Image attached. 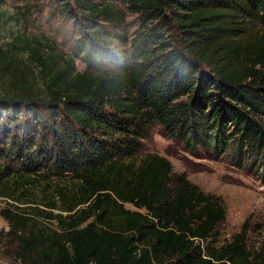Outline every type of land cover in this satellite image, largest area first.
Instances as JSON below:
<instances>
[{
    "label": "trees",
    "instance_id": "16d2710c",
    "mask_svg": "<svg viewBox=\"0 0 264 264\" xmlns=\"http://www.w3.org/2000/svg\"><path fill=\"white\" fill-rule=\"evenodd\" d=\"M61 9L72 55L38 39L0 43V195L15 206L0 208V235L16 243L18 264H264L249 218L219 244L221 197L141 153L158 124L190 151L230 149L235 163L264 165V0Z\"/></svg>",
    "mask_w": 264,
    "mask_h": 264
},
{
    "label": "rangeland",
    "instance_id": "374dc122",
    "mask_svg": "<svg viewBox=\"0 0 264 264\" xmlns=\"http://www.w3.org/2000/svg\"><path fill=\"white\" fill-rule=\"evenodd\" d=\"M64 1L5 0L0 43L10 47L14 43L23 44V40L33 42L38 39L56 43L59 50L72 55L71 44L75 38V29L70 20L62 16ZM126 20L130 23L132 36L137 27L135 15L129 14ZM16 62L13 61V67L26 69L24 61ZM74 65L79 70L84 68L77 58L74 59ZM143 144L142 154L155 152L165 156L170 160L173 171L185 172L188 179L204 192L221 197L226 208V218L218 227L219 244L239 231L246 218H249L251 225L250 241L255 240L259 234H264V165L250 168L248 160L241 164L235 163L230 149L215 153L211 149L197 147L195 151H190L184 143L166 135L158 124H155ZM51 192L55 193V190ZM19 204L25 206L28 212H33L31 208L34 204L41 206L39 203H33L32 206L22 202ZM124 206L137 209L130 203H125ZM4 207L15 210L13 200L0 195V208ZM39 220L50 223L44 219ZM51 222L56 224L53 220ZM7 229V221L0 216V232ZM15 250L16 243L0 235V264H18Z\"/></svg>",
    "mask_w": 264,
    "mask_h": 264
}]
</instances>
